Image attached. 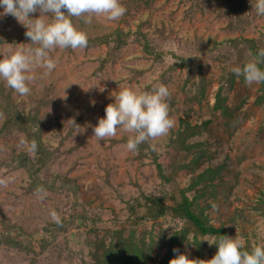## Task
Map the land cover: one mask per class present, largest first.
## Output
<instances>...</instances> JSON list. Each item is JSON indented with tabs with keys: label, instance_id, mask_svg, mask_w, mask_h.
I'll list each match as a JSON object with an SVG mask.
<instances>
[{
	"label": "rangeland",
	"instance_id": "374dc122",
	"mask_svg": "<svg viewBox=\"0 0 264 264\" xmlns=\"http://www.w3.org/2000/svg\"><path fill=\"white\" fill-rule=\"evenodd\" d=\"M120 3L127 11L118 20L94 16L91 24L72 18L73 24L87 36L101 37L115 28L146 31L160 52L159 58L144 52L133 35L119 49L101 38L85 48L53 49L50 56L56 61L55 69L45 76L44 69L35 68L28 95L20 96L11 89L19 108L32 112L34 105L44 117L42 134L54 148V161L49 172H41L40 176L59 182L61 178L69 180L78 186L80 199L92 211L100 206L112 207L125 217L130 196L141 198L142 192L177 193L204 168H219L201 199L208 206L212 223L227 228L231 238L264 245V216L253 209L260 198L264 204V101L256 103L259 84L248 85L237 79L232 88H227L228 112L223 114L213 109L214 93L223 68L230 70L233 65L229 63L227 67L221 50L205 51L206 55L200 59L209 78L200 100L194 98L191 81L185 82L183 67L175 65L169 70L181 55L204 50L207 38L219 40L242 35L264 40V15H258L253 8L255 0H120ZM39 15L37 11L36 17ZM44 19L49 20L50 16ZM25 31L13 16H0V53L21 43H25L23 47H36L28 44L31 41ZM218 56L222 61L216 59ZM0 84L7 87L3 80ZM159 84L171 93L166 102L174 127L166 136L139 145L136 152L127 149L132 134L122 128H117L115 137L98 140L94 136L93 127L105 116L106 106L114 102L112 95L118 93L119 86L140 93ZM82 87L90 88L85 91ZM45 96L46 99L40 100ZM181 118L191 124L209 121L193 138L201 141L206 155L194 170H181L165 182L152 161L150 143L156 145L157 152H162ZM2 121L0 113V127ZM22 145L27 150L18 128L7 129L0 136V179L6 181V185H0V220L22 225L34 238L48 239L47 233L39 229L42 220L51 211L58 215L69 212L72 198L66 199L63 189L56 193L44 189L43 199L36 189L27 190V172L15 168L11 162L12 149L16 152ZM180 155L190 157L183 152ZM210 201L218 205V211L212 210ZM160 223L166 227L164 222ZM149 224L140 225L138 230H146ZM108 226L96 228V234L106 238ZM58 245L36 256L0 246V264H80L77 258L67 260L62 237ZM208 246L204 260L213 257L212 245ZM180 253L196 260L192 246L182 248ZM161 254L162 250L158 253L155 246L151 264H156Z\"/></svg>",
	"mask_w": 264,
	"mask_h": 264
},
{
	"label": "trees",
	"instance_id": "16d2710c",
	"mask_svg": "<svg viewBox=\"0 0 264 264\" xmlns=\"http://www.w3.org/2000/svg\"><path fill=\"white\" fill-rule=\"evenodd\" d=\"M31 15L36 17L37 12ZM131 35L139 41L144 52L153 58L160 57V52L149 34L138 29L131 32L115 28L102 34L101 37L100 35L87 36V46L103 38L108 44L119 49ZM205 43L204 50L181 55L179 62L169 69H174L175 65L185 69V82L191 81L193 95L197 100L201 99L209 84V78L204 73L200 60L206 55L205 51L221 50L220 55L226 61L227 67L229 63L235 67L255 59L258 51L264 49L263 39L245 38L242 35L224 37L219 40L207 38ZM220 58V56L216 57L222 61ZM260 67L264 68V64ZM237 79L244 80L242 76L238 77L228 68H223L214 93L213 109L220 110L223 114L228 112L225 104L226 91L227 88H232ZM258 91L256 103L260 105L264 101V83L259 84ZM46 98L47 96L40 100ZM31 109L32 112L19 108L17 102L16 104L14 102L12 90L0 84V113L3 115L0 136L7 129L18 128L27 146L33 140L37 143V149L34 152L23 149V145L16 152L14 148L12 149L11 162L14 163V167L27 172L29 178L27 190L34 191L42 187L56 193L57 190L63 189L66 199H69V196L72 198L71 208L69 212L59 213L60 225L53 222L50 216L42 220L39 229L47 233L48 239L34 238L31 232L22 228V225L7 224L0 220V246L36 256L44 250L56 247L62 237L63 244L67 247L64 254L67 260L71 262L72 258H77L82 264H151L152 252L156 246L158 253L162 250L156 264H169L170 259L178 254L173 249H178L180 253L182 248L192 246L196 260H204V251L208 242L201 239L205 237L212 239L220 235L229 236L227 228L222 225L215 226L212 223L207 213L208 206L204 201L201 202L206 185L218 175L219 168L215 167L204 168L192 176L189 183L179 188L177 193L142 192L141 198L130 196V200H127L125 217L118 215L112 207L100 206L92 211L89 204H85L83 199H80L77 185L63 178L59 182L58 179H43L40 176L41 172H49L50 165L54 161V148L42 134L41 125L44 117L39 114V110L34 105ZM208 123L209 121L206 120L199 124H191L187 119L181 118L163 151L151 150L152 161L162 181L169 182L177 172L192 171L200 164L206 155V150L201 141H193V138L198 136ZM262 129L264 130V124ZM182 152L190 157L181 156ZM258 202L253 209L264 216L262 199L260 198ZM148 222L150 224L146 230H138L140 225L145 226ZM160 222H164L166 227H162ZM106 224L109 225L105 230L108 236L106 238L98 236L96 228ZM256 246L264 245L246 240L243 250L250 251ZM210 248L213 249L214 256L218 245L212 244ZM59 250L61 249L58 245L57 251Z\"/></svg>",
	"mask_w": 264,
	"mask_h": 264
},
{
	"label": "clouds",
	"instance_id": "9594fccd",
	"mask_svg": "<svg viewBox=\"0 0 264 264\" xmlns=\"http://www.w3.org/2000/svg\"><path fill=\"white\" fill-rule=\"evenodd\" d=\"M252 6L258 15H264V0H255ZM0 7L3 8L0 16L11 15L16 18L26 29L25 36L31 41L28 44L36 45L23 47L25 43H21L0 53V80L20 96L30 93L28 85L35 79L32 74L35 68L44 69L45 76L55 69L56 61L50 56L53 49L87 47V34L73 24L72 18L91 24L94 16L113 21L122 18L127 11L120 0H0ZM62 9H66V12ZM37 11L40 12L38 17L31 15ZM44 16H50V19L45 20ZM261 64H264V49L258 51L255 59L242 66L232 67L230 71L238 77L242 76L248 85L261 84L264 83V68L260 67ZM90 87L82 88L87 91ZM119 88L118 93L112 95L114 102L106 106L105 116L99 118L98 124L93 127L98 140L115 137L119 127L132 134L126 147L136 152L139 145L166 136L174 127L166 102L171 93L165 85L159 84L151 91L140 93L130 88ZM100 91H104V88H100ZM21 143H24L23 139ZM150 147L156 150L155 144L150 143ZM36 149L37 143L33 140L27 150L34 152ZM0 185H6V181L0 179ZM36 192L41 199L46 195L42 187H38ZM210 204L213 211H218L216 203L210 201ZM50 217L57 225L61 224V218L55 211L50 212ZM201 240H206L209 246L218 245L211 259H190L186 254L179 253L178 249H173L178 254L170 259L169 264H264V246L243 250V240L226 235Z\"/></svg>",
	"mask_w": 264,
	"mask_h": 264
}]
</instances>
